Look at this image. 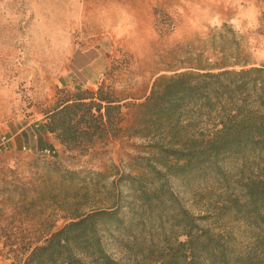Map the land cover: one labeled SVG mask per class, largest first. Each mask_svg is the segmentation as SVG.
Wrapping results in <instances>:
<instances>
[{"label": "trees", "instance_id": "16d2710c", "mask_svg": "<svg viewBox=\"0 0 264 264\" xmlns=\"http://www.w3.org/2000/svg\"><path fill=\"white\" fill-rule=\"evenodd\" d=\"M179 49L182 60L172 73L159 75L143 101L128 103L133 120L125 129L147 141L145 154L128 170L116 163L104 171L65 170L85 185L76 203L100 189L96 202L71 211L20 264H264V64L243 53L226 22ZM122 101L103 84L96 91L78 87L46 114L43 127L69 149L82 150L123 130ZM174 180L200 199L204 214L185 205ZM18 182L6 191L29 216L32 187ZM225 214L251 229L247 248L228 228L201 223ZM122 229L131 263L105 242Z\"/></svg>", "mask_w": 264, "mask_h": 264}, {"label": "rangeland", "instance_id": "374dc122", "mask_svg": "<svg viewBox=\"0 0 264 264\" xmlns=\"http://www.w3.org/2000/svg\"><path fill=\"white\" fill-rule=\"evenodd\" d=\"M263 16L264 0H0L1 264H20L71 211L94 205L100 189L77 204L85 185L65 170L104 171L113 163L128 170L145 154L147 141L125 129L133 120L128 103L143 101L159 75L172 73L182 60L179 46L226 22L243 53L264 64ZM102 84L123 100V130L82 150L50 148L56 136L43 127L46 114L78 87L96 91ZM11 181L32 187L31 215L6 191ZM173 186L193 213L206 212L189 187ZM201 223L228 228L242 247L252 240L251 229L226 214ZM124 240L123 229L105 238L117 259L131 263Z\"/></svg>", "mask_w": 264, "mask_h": 264}, {"label": "crops", "instance_id": "0c3cea01", "mask_svg": "<svg viewBox=\"0 0 264 264\" xmlns=\"http://www.w3.org/2000/svg\"><path fill=\"white\" fill-rule=\"evenodd\" d=\"M48 134L52 135L51 133H48ZM51 143L53 144V147H55V148H57L59 145H61V142L56 138H54V140H52ZM1 262L2 261L0 259V264H1Z\"/></svg>", "mask_w": 264, "mask_h": 264}]
</instances>
